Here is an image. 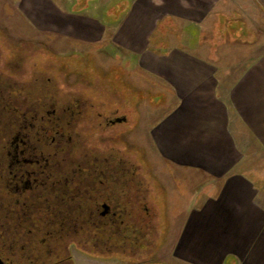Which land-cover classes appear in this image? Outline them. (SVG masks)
<instances>
[{
    "label": "rangeland",
    "instance_id": "374dc122",
    "mask_svg": "<svg viewBox=\"0 0 264 264\" xmlns=\"http://www.w3.org/2000/svg\"><path fill=\"white\" fill-rule=\"evenodd\" d=\"M259 1L255 3H258L257 8L262 15L259 17H262L260 20L264 25V0ZM62 2L0 0V71L2 74L8 73L11 78L9 86L13 90L17 86L21 87L20 84L31 83L37 93L44 90L40 85L49 80L53 83L51 91H57L56 84L63 85L64 90L69 93L66 94L69 98V112H73L71 109L82 103L76 101L81 97L86 101V117L90 116L94 120L84 124V114L76 115V119H73V124L79 129L88 127L82 133L85 138L87 131L91 130L93 133L94 127H109L105 130L108 131L106 137L112 141L111 145L124 150L140 165L139 169L144 173L145 179L141 199L150 208V229L147 233L150 243L146 248L150 262L164 260L174 264H216L215 256H211L210 252L212 248L219 247L212 242L213 236H216L212 234L215 231L213 222L219 216L218 212L209 211L208 208L204 211L202 206L206 204L207 194L212 186H206L209 181L202 179V174L193 168L179 166L167 160L152 134L159 120L174 106V100L170 96L174 90L169 86L163 87L158 83L157 75L139 66V54L115 43L114 38L118 39L119 35L115 34L114 28L110 30L101 24L98 28H92L82 16L71 14L66 23V19L60 17L59 7L65 5L64 2V5H60ZM68 2L67 8L73 13L87 8L91 10L90 14L102 16L103 21L115 20L109 12L120 15L124 3L123 0H117L103 5L101 0H65L66 4ZM230 8L228 13L220 11L217 15L213 14L212 27L201 31L202 39L200 29L194 25L185 27L191 34L186 36L179 22L162 21L158 30L151 35L148 51L160 53L172 43L180 44L183 36L190 45H196L198 39L203 43L207 41V45L202 46L205 51H195L192 54L205 60L219 58L222 69L217 75L222 78L229 75L227 80L232 79L233 74L241 73L244 60L253 54V45H239L238 42L244 40L241 36H264V33L260 35L258 28L248 23L241 12V5H230ZM260 52L262 54L263 51ZM228 65L234 67L227 68L226 71L230 74L223 76L226 73L224 68ZM5 83L7 84L4 80L1 84L3 93L6 89L9 90ZM77 91L81 96L77 95ZM52 96L44 100L46 109H57V116L52 117L54 120L60 119L61 124L57 127L68 126L70 115H62V107L67 101L62 104L60 94ZM173 98L176 100L174 96ZM35 104L42 106L38 100ZM120 116H125L126 120L107 124V118L113 120ZM54 133L55 129H50V134ZM99 139L104 143L106 141L102 134ZM91 140L93 137H90ZM89 144L96 146L93 142ZM263 156L264 152L262 157L256 158L259 161L262 159L260 163L256 162L257 167L264 166ZM259 170L263 171L264 168ZM134 207L132 218L137 220L145 211H142L141 205ZM206 214H211L209 224L206 223L207 218H204ZM174 252H182L186 256L177 257ZM189 252L193 254L190 255ZM132 258L135 257L132 255ZM75 259L79 264L104 263L78 252L75 253ZM232 261L228 260L226 263L231 264ZM104 264H124V261L116 258Z\"/></svg>",
    "mask_w": 264,
    "mask_h": 264
},
{
    "label": "crops",
    "instance_id": "0c3cea01",
    "mask_svg": "<svg viewBox=\"0 0 264 264\" xmlns=\"http://www.w3.org/2000/svg\"><path fill=\"white\" fill-rule=\"evenodd\" d=\"M62 1L60 17L66 23L71 14L82 16L92 28L100 24L114 28L119 35L115 43L139 54V66L174 90L170 95L174 106L152 134L167 160L193 168L209 181L206 186H212L202 205L219 216L212 232L216 235L212 242L219 247L210 255L233 260L231 264H264V170H259L264 166H256L264 152V36H241L239 45H253V54L244 60L241 73L229 80L226 70L234 66H226L227 77L222 78L217 75L222 69L219 58L205 60L192 54L204 50L207 41L198 39L190 45L183 36L180 44L172 43L160 53L148 51L151 35L162 21L179 22L186 36L191 34L185 27L194 25L202 39V32L212 27L213 14L228 13L230 5H241L243 16L261 35L264 25L255 3L259 0H123L120 15L109 12L115 17L112 21H103L87 8L73 13L69 2ZM116 1L101 0L103 5ZM210 216L204 215L208 224Z\"/></svg>",
    "mask_w": 264,
    "mask_h": 264
},
{
    "label": "flooded vegetation",
    "instance_id": "af4514ba",
    "mask_svg": "<svg viewBox=\"0 0 264 264\" xmlns=\"http://www.w3.org/2000/svg\"><path fill=\"white\" fill-rule=\"evenodd\" d=\"M3 81L0 71V98ZM66 94L64 90L62 104L69 99ZM76 101L82 103L79 109L73 107V112H69L68 101L62 107V115H70L68 126L51 127L57 109H46L43 102L37 111L35 104L24 110L23 120L13 127H4L0 120V264H79L76 252L101 263L120 258L124 264H174L150 262L146 252L150 223L145 215L149 207L133 195L136 185L141 186L137 195L144 189L140 165L111 145L105 130L109 127H94L85 138L82 133L88 127L79 129L73 119L84 114V124L94 120L85 115L86 101L81 97ZM118 118L126 120L125 116L107 118V124ZM50 129H55L54 135ZM101 134L105 143L99 139ZM138 205L145 211L139 217V230L138 226L129 228L134 221L132 209ZM118 223L125 229L118 231ZM131 237L141 241L143 253L128 251ZM174 255L186 256L182 252ZM226 261L215 258L216 264Z\"/></svg>",
    "mask_w": 264,
    "mask_h": 264
},
{
    "label": "trees",
    "instance_id": "16d2710c",
    "mask_svg": "<svg viewBox=\"0 0 264 264\" xmlns=\"http://www.w3.org/2000/svg\"><path fill=\"white\" fill-rule=\"evenodd\" d=\"M3 79L8 84L7 85L5 83L6 88H9V90L6 89V92L3 93V96L0 98V103H1V105H0V120H1V123L4 125V127H13V124H15L19 121L21 122L25 116L24 114H22V112L24 110H27L28 109L27 107H31V105L35 104V102L37 100L39 102L45 103L44 100H46L48 96H52V95L56 96V95L60 94V96L62 97L63 92H64L63 85H61V84L60 85L56 84L57 91H51L50 87L53 84L51 80L44 81V83L40 85L41 89L43 88L45 91L42 89L43 91L36 93L35 87L31 83H26V84H22V85L20 84L21 87L17 86L14 88V90L11 89L10 88L11 78L7 72H5L3 74ZM18 87H19V89H18ZM37 91H38V88H37ZM60 101H61V98H60ZM24 105H27V107L25 108ZM35 106H38V105L35 104L34 107ZM39 108H40L39 106L35 107V109H39ZM18 109H20V113L18 112ZM58 114H61V113L58 112ZM49 121H48V123H49ZM60 122H61L60 119H58V120L55 119L54 121L50 122L51 127H54L55 124L58 126L59 124H61ZM36 123L39 124V121H37V119H36ZM138 187H141V186H137V185L135 186V188L133 190V195L137 196L140 199L141 195L143 193L141 191V194L137 195L136 189H138ZM142 188H144V187L142 186ZM135 196H134V202L136 203L137 201H136ZM149 211H150V208H149ZM149 211L145 215L147 220H149L148 216H150ZM140 220H141V218H139L137 220L134 219V221H132V224L129 228H136L138 226L137 229L139 230L141 228L140 225H142L141 224L142 221H140ZM117 228H118V231L125 229L122 227V225L120 223H118ZM147 229L149 230L150 227ZM136 235L140 236V234H137L135 232V236ZM152 235H154V233L151 234V236ZM137 237H131L130 238V240H129L130 243L128 244V247H129L128 251H131V252H138V251L143 252L144 251L145 248L142 245L141 241L137 240Z\"/></svg>",
    "mask_w": 264,
    "mask_h": 264
},
{
    "label": "water",
    "instance_id": "95a60500",
    "mask_svg": "<svg viewBox=\"0 0 264 264\" xmlns=\"http://www.w3.org/2000/svg\"><path fill=\"white\" fill-rule=\"evenodd\" d=\"M122 120H123V119H121V118H118V119H117V122H121Z\"/></svg>",
    "mask_w": 264,
    "mask_h": 264
}]
</instances>
